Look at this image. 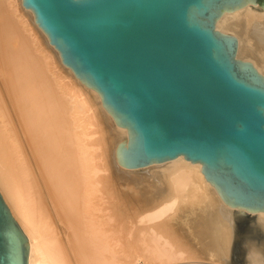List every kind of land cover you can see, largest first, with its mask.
I'll list each match as a JSON object with an SVG mask.
<instances>
[{
	"label": "bare ground",
	"instance_id": "bare-ground-1",
	"mask_svg": "<svg viewBox=\"0 0 264 264\" xmlns=\"http://www.w3.org/2000/svg\"><path fill=\"white\" fill-rule=\"evenodd\" d=\"M214 29L264 77L258 4ZM59 64L22 0H0V195L26 264H264V211L226 204L200 164L119 166L127 131Z\"/></svg>",
	"mask_w": 264,
	"mask_h": 264
},
{
	"label": "water",
	"instance_id": "water-1",
	"mask_svg": "<svg viewBox=\"0 0 264 264\" xmlns=\"http://www.w3.org/2000/svg\"><path fill=\"white\" fill-rule=\"evenodd\" d=\"M264 0H22L128 140L125 169L200 164L229 206L264 211V77L219 34L224 11ZM25 238L0 195V264H26Z\"/></svg>",
	"mask_w": 264,
	"mask_h": 264
},
{
	"label": "rangeland",
	"instance_id": "rangeland-1",
	"mask_svg": "<svg viewBox=\"0 0 264 264\" xmlns=\"http://www.w3.org/2000/svg\"><path fill=\"white\" fill-rule=\"evenodd\" d=\"M61 66V64H59ZM61 68L63 69V71L65 70V68L63 66H61ZM84 86V85H83ZM108 129V128H107ZM110 132V130H109ZM139 264H143V263H139ZM175 264V263H174Z\"/></svg>",
	"mask_w": 264,
	"mask_h": 264
}]
</instances>
